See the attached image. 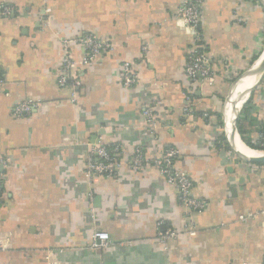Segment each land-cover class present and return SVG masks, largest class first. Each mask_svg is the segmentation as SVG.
<instances>
[{
	"label": "crops",
	"instance_id": "obj_1",
	"mask_svg": "<svg viewBox=\"0 0 264 264\" xmlns=\"http://www.w3.org/2000/svg\"><path fill=\"white\" fill-rule=\"evenodd\" d=\"M183 1L0 0V264H49L50 251L54 264H264V163L231 151L222 120L231 82L264 51V8L204 0L210 83L185 74L194 36L179 19ZM86 33L111 44L90 62L72 41ZM65 54L76 88L58 84ZM125 62L137 74L132 86L122 84ZM27 100L36 106L14 116ZM249 100L241 139L261 151L264 76ZM98 144L119 145V166L89 177ZM136 148L146 159L175 149L173 167L205 209L185 208L151 164L133 170ZM95 229L109 245L90 247ZM167 230L175 236L163 238Z\"/></svg>",
	"mask_w": 264,
	"mask_h": 264
},
{
	"label": "built area",
	"instance_id": "obj_2",
	"mask_svg": "<svg viewBox=\"0 0 264 264\" xmlns=\"http://www.w3.org/2000/svg\"><path fill=\"white\" fill-rule=\"evenodd\" d=\"M204 0H184L182 5L178 9L179 19L183 25L191 30L194 36L193 44L194 49L189 54L187 62L185 64V74L191 80L201 79L207 82H213L214 72L212 69V59L207 55L202 43V34L200 32V6ZM3 13H9V8H4ZM72 41L80 43L87 54L86 62L93 61L101 53L109 51L111 44L107 40H102L94 34L86 33L76 36ZM75 68V62L67 54L63 56L61 62V73L58 78V84L60 86H70L76 88L79 85V80L70 75L71 71ZM122 84L123 86H132L137 81V74L132 69L129 63L122 64ZM1 83V81H0ZM36 106L34 101H22L16 104L13 108V115L21 117L30 112V110ZM190 113V112H188ZM144 115L149 123H152V110L147 108L144 110ZM150 125V128H152ZM258 146L261 151H264V133H260ZM120 147L115 144L110 148H106L100 144L94 145L90 152L89 158L86 164V175H110L119 166ZM177 156V151L173 148L167 149L162 155L146 159L143 156L142 150L136 148L134 156L130 161V166L133 170H139L145 163L151 164L156 168L160 174L163 175L168 184L174 185L178 191L179 202L192 212H200L205 209L207 201L205 199L194 198L191 195L192 181L186 172L173 167V160ZM2 159L0 158V162ZM2 186L0 181V192ZM264 215V210L260 212ZM257 213H248L240 215L239 219L246 220L247 218H254ZM189 232L193 233V228H189ZM163 238L174 237L176 232L173 230H167L163 234L160 233ZM110 243L109 234L106 231L95 229L91 234L90 247L102 248L106 247ZM50 251L48 253L49 264H54L51 260Z\"/></svg>",
	"mask_w": 264,
	"mask_h": 264
},
{
	"label": "water",
	"instance_id": "obj_3",
	"mask_svg": "<svg viewBox=\"0 0 264 264\" xmlns=\"http://www.w3.org/2000/svg\"><path fill=\"white\" fill-rule=\"evenodd\" d=\"M258 3L264 8V0H257ZM258 64L256 65V68L253 72V74L256 75V80L253 82V84L251 86H249L244 93L241 95L240 100H239V104L237 106V108L235 109L233 116L234 118L232 119L231 122L227 121L226 117H225V110H226V100L229 97L230 94V88L231 86L236 82V80L245 72L243 71L240 75H238L230 84L229 88H228V92L226 95V99L222 108V120H223V131H224V136L226 139V142L229 146V148L231 149V151L241 160L248 162V163H264V153L258 155V156H245L243 155L242 152H240V150H238L232 140V136L231 132H229L230 126L231 124H233L234 126V132H236L239 135L238 129H237V121L239 118V115L241 114L245 104L248 102L251 93L253 92V90L260 84L263 76H264V51L261 54L260 58L258 59ZM240 137V135H239ZM241 139V137H240ZM242 140V139H241Z\"/></svg>",
	"mask_w": 264,
	"mask_h": 264
},
{
	"label": "bare ground",
	"instance_id": "obj_4",
	"mask_svg": "<svg viewBox=\"0 0 264 264\" xmlns=\"http://www.w3.org/2000/svg\"><path fill=\"white\" fill-rule=\"evenodd\" d=\"M258 60H256L249 68L245 70V72L236 80V82L231 86L230 94L228 99L226 100V112L225 117L227 121L231 122L234 118L233 113L239 104V100L244 91L253 84L256 80V75L253 74L256 65L258 64ZM229 132H231V137L235 147L240 150L245 156H258L262 154L261 151L251 148L246 145L239 137V135L234 132V126L231 124Z\"/></svg>",
	"mask_w": 264,
	"mask_h": 264
},
{
	"label": "trees",
	"instance_id": "obj_5",
	"mask_svg": "<svg viewBox=\"0 0 264 264\" xmlns=\"http://www.w3.org/2000/svg\"><path fill=\"white\" fill-rule=\"evenodd\" d=\"M250 99V98H249ZM250 100H248V102L245 104L244 108H243V112L244 110L246 111L248 109V104H249ZM242 112V113H243ZM237 128H238V132L241 136V138L243 139L244 142H246L245 138H244V131H243V128L241 126V123H240V120L238 121V125H237ZM249 146H251L250 144H248Z\"/></svg>",
	"mask_w": 264,
	"mask_h": 264
}]
</instances>
